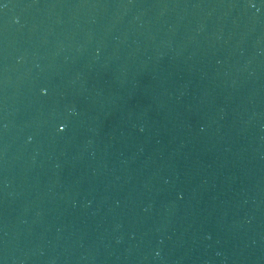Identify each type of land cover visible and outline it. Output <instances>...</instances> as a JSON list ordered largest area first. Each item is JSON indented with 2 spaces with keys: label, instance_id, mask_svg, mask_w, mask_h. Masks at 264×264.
<instances>
[{
  "label": "water",
  "instance_id": "obj_1",
  "mask_svg": "<svg viewBox=\"0 0 264 264\" xmlns=\"http://www.w3.org/2000/svg\"><path fill=\"white\" fill-rule=\"evenodd\" d=\"M0 264H264V0H0Z\"/></svg>",
  "mask_w": 264,
  "mask_h": 264
}]
</instances>
